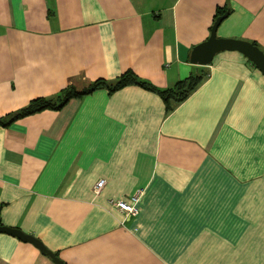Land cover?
<instances>
[{
  "label": "crops",
  "instance_id": "obj_1",
  "mask_svg": "<svg viewBox=\"0 0 264 264\" xmlns=\"http://www.w3.org/2000/svg\"><path fill=\"white\" fill-rule=\"evenodd\" d=\"M215 36L264 52V0H0V119L67 85H128L0 126V225L62 264H264V77L235 51L188 62ZM102 180L97 195L93 186ZM141 190L138 214L109 205ZM0 264H53L0 233Z\"/></svg>",
  "mask_w": 264,
  "mask_h": 264
},
{
  "label": "trees",
  "instance_id": "obj_2",
  "mask_svg": "<svg viewBox=\"0 0 264 264\" xmlns=\"http://www.w3.org/2000/svg\"><path fill=\"white\" fill-rule=\"evenodd\" d=\"M223 10H218L214 19L223 14ZM254 46V45H253ZM204 79V73L190 75L187 78L178 81L172 88L159 89L147 81L136 77L131 71H125L117 76L113 82H106L103 79H97L82 87L76 89L72 85L62 88L53 99H35L30 101L26 106L9 114L6 118L0 119V126H7L12 121L23 118L42 110H57L64 106L70 99L81 98L99 89H106L108 92H114L128 85H135L144 90L157 94L163 101L166 110L170 109L169 104H178L182 102Z\"/></svg>",
  "mask_w": 264,
  "mask_h": 264
},
{
  "label": "water",
  "instance_id": "obj_3",
  "mask_svg": "<svg viewBox=\"0 0 264 264\" xmlns=\"http://www.w3.org/2000/svg\"><path fill=\"white\" fill-rule=\"evenodd\" d=\"M226 15L227 11L214 19L208 38L204 42L197 44L191 49L188 56V62L192 65L206 66L210 63L215 53L220 51H235L248 59L264 77V52L248 42L234 39L217 38L215 36L216 27L226 17ZM0 233H5L18 238L22 242L31 244L41 254L48 257L53 264H62V262L56 258L54 253L47 250L37 239L33 238L32 236L26 235L19 230L1 225Z\"/></svg>",
  "mask_w": 264,
  "mask_h": 264
},
{
  "label": "built area",
  "instance_id": "obj_4",
  "mask_svg": "<svg viewBox=\"0 0 264 264\" xmlns=\"http://www.w3.org/2000/svg\"><path fill=\"white\" fill-rule=\"evenodd\" d=\"M103 181L98 180L93 186V194L97 195L102 188ZM141 195V190L135 191L125 200H109V205L119 210L126 218L135 217L138 214V201Z\"/></svg>",
  "mask_w": 264,
  "mask_h": 264
}]
</instances>
